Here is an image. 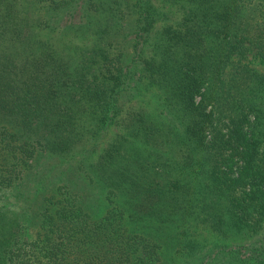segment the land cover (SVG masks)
Here are the masks:
<instances>
[{"label": "trees", "instance_id": "obj_1", "mask_svg": "<svg viewBox=\"0 0 264 264\" xmlns=\"http://www.w3.org/2000/svg\"><path fill=\"white\" fill-rule=\"evenodd\" d=\"M0 264H264V0H0Z\"/></svg>", "mask_w": 264, "mask_h": 264}, {"label": "rangeland", "instance_id": "obj_2", "mask_svg": "<svg viewBox=\"0 0 264 264\" xmlns=\"http://www.w3.org/2000/svg\"><path fill=\"white\" fill-rule=\"evenodd\" d=\"M43 11L44 10L42 9V13H38V10L35 7V8L32 9L31 14L33 15L34 18H36L38 16H41L43 14ZM251 64H253V63H251Z\"/></svg>", "mask_w": 264, "mask_h": 264}]
</instances>
